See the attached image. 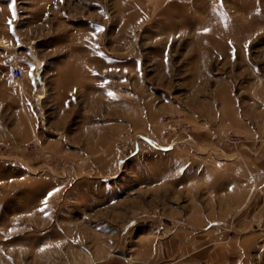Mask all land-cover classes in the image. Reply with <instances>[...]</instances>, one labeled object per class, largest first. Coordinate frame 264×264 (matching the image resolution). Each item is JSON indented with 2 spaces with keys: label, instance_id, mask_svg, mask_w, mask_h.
I'll return each mask as SVG.
<instances>
[{
  "label": "rangeland",
  "instance_id": "rangeland-1",
  "mask_svg": "<svg viewBox=\"0 0 264 264\" xmlns=\"http://www.w3.org/2000/svg\"><path fill=\"white\" fill-rule=\"evenodd\" d=\"M10 3L0 264H264V0Z\"/></svg>",
  "mask_w": 264,
  "mask_h": 264
},
{
  "label": "built area",
  "instance_id": "built-area-1",
  "mask_svg": "<svg viewBox=\"0 0 264 264\" xmlns=\"http://www.w3.org/2000/svg\"><path fill=\"white\" fill-rule=\"evenodd\" d=\"M4 65L9 69L8 77L16 82L24 78L25 68L18 66L13 59H7L4 61ZM39 76H34V84L37 86L43 85V80ZM164 133H169L178 130V124L175 121H170L168 118H162L161 120ZM239 141V140H238ZM237 141V142H238ZM235 144V143H234Z\"/></svg>",
  "mask_w": 264,
  "mask_h": 264
},
{
  "label": "crops",
  "instance_id": "crops-1",
  "mask_svg": "<svg viewBox=\"0 0 264 264\" xmlns=\"http://www.w3.org/2000/svg\"><path fill=\"white\" fill-rule=\"evenodd\" d=\"M8 98H10L11 100H9V102L12 104V105H20L21 104V98L25 97V93L23 92H15V91H12L10 92L8 95H7Z\"/></svg>",
  "mask_w": 264,
  "mask_h": 264
},
{
  "label": "bare ground",
  "instance_id": "bare-ground-1",
  "mask_svg": "<svg viewBox=\"0 0 264 264\" xmlns=\"http://www.w3.org/2000/svg\"><path fill=\"white\" fill-rule=\"evenodd\" d=\"M40 70H41V64L38 62V61H36V74H39L40 73ZM39 87V94L40 95H42V94H44L45 93V88H44V86L43 85H39L38 86Z\"/></svg>",
  "mask_w": 264,
  "mask_h": 264
},
{
  "label": "snow or ice",
  "instance_id": "snow-or-ice-1",
  "mask_svg": "<svg viewBox=\"0 0 264 264\" xmlns=\"http://www.w3.org/2000/svg\"><path fill=\"white\" fill-rule=\"evenodd\" d=\"M14 3H15V0H11L10 9H11V11L13 13V16L15 15ZM9 23H11V22H9ZM100 31H103V29H100ZM109 95H111V93H109Z\"/></svg>",
  "mask_w": 264,
  "mask_h": 264
}]
</instances>
